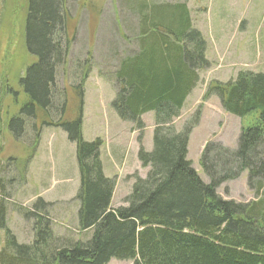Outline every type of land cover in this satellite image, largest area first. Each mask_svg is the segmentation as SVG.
<instances>
[{
  "label": "trees",
  "instance_id": "1",
  "mask_svg": "<svg viewBox=\"0 0 264 264\" xmlns=\"http://www.w3.org/2000/svg\"><path fill=\"white\" fill-rule=\"evenodd\" d=\"M47 1L26 0L24 43L34 61L18 78L24 99H16V115L4 120L14 138H20L29 118L35 120L38 113L49 119L56 65L67 59L69 42L57 33L64 23L61 2L56 10ZM137 2L133 10L139 13L138 53L119 61L115 76L120 87L112 105L120 118L138 122L142 113L155 112L153 148L148 152L140 146L137 152L141 166L149 168L147 174L134 178L126 205L112 208L115 182L102 171V141L82 140L80 119L64 118L63 98L54 108L61 112L57 125L75 143L78 223L81 230H91L90 236L73 242L55 237L39 200L23 211L33 223V240L20 244L6 226L7 208L1 198L7 196L0 193V230L5 233L0 264H105L111 259L133 264H264V74L240 71L234 80L212 82L207 93L219 98L225 112L239 118L255 112L256 117L250 126L241 127L234 149L206 142L199 159L208 178L204 182L187 157L198 116L179 131L172 119L197 81L196 70L208 65L206 42L192 28L185 3ZM242 172L254 198L223 199L217 187Z\"/></svg>",
  "mask_w": 264,
  "mask_h": 264
},
{
  "label": "rangeland",
  "instance_id": "2",
  "mask_svg": "<svg viewBox=\"0 0 264 264\" xmlns=\"http://www.w3.org/2000/svg\"><path fill=\"white\" fill-rule=\"evenodd\" d=\"M50 1L47 2L56 10L61 2L63 27H54L53 31L57 28L61 39L69 42L67 59L56 65L55 97L49 119L38 113L35 120L29 118L20 138H14L4 120L16 115V99H24L18 78L24 75L34 57L24 43L26 0H0V184H3L0 193L7 196L1 198L7 208L6 226L20 244L33 240V223L24 217L23 211L31 209L33 204L39 205V200L45 206L55 237L73 242L85 240L91 233L81 230L78 223L75 143L57 125L61 112L60 108H54L62 104L63 98L64 118L68 122L80 119L82 140L102 141L100 159L115 182L113 205L124 202L136 176L144 178L147 174L149 168L142 167L136 156L139 144L148 152L153 148L155 112L142 113L138 122L120 118L112 105L120 87L115 76L119 61L138 53L136 34H132L139 27V13L133 10L137 0ZM186 3L192 28L200 31L206 42L204 58L208 65L196 70L197 81L172 124L179 131L187 120L198 116L189 134L187 157L201 179L208 182L199 165L206 142L234 149L241 127L250 126L256 113L242 118L228 114L219 98L207 91L212 82L234 80L240 71L264 74V0H187ZM60 17L59 21L63 22ZM80 83L82 95L78 90ZM39 119L47 124L43 125L45 122ZM37 132L38 142L31 150ZM216 192L223 199L235 201L254 198L246 172L221 183ZM4 240L5 233L0 230V246ZM105 264H133V261L111 259Z\"/></svg>",
  "mask_w": 264,
  "mask_h": 264
},
{
  "label": "crops",
  "instance_id": "3",
  "mask_svg": "<svg viewBox=\"0 0 264 264\" xmlns=\"http://www.w3.org/2000/svg\"><path fill=\"white\" fill-rule=\"evenodd\" d=\"M186 1L187 0H183V1H181V2H185L186 3ZM187 4V3H186ZM187 8L189 9V6H188V4H187ZM137 33H138V29H136V31H132V34H136L137 35ZM123 59V58H122ZM188 97V96H187ZM186 101V100H185ZM139 146H140V144H139ZM144 148V147H143ZM145 149V148H144ZM101 160V159H100ZM101 164H102V171H103V173H104V175L106 176V177H108V178H110V175H108L107 173H106V171H105V168H104V165H103V163H102V161H101ZM114 198V192H113V195H112V199ZM112 199H111V206H113V208H115V207H117L120 203L118 202V203H116V204H112Z\"/></svg>",
  "mask_w": 264,
  "mask_h": 264
}]
</instances>
